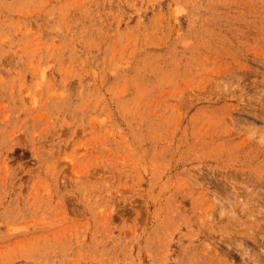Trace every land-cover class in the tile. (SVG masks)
Returning a JSON list of instances; mask_svg holds the SVG:
<instances>
[{
    "label": "rangeland",
    "instance_id": "1",
    "mask_svg": "<svg viewBox=\"0 0 264 264\" xmlns=\"http://www.w3.org/2000/svg\"><path fill=\"white\" fill-rule=\"evenodd\" d=\"M0 264H264V0H0Z\"/></svg>",
    "mask_w": 264,
    "mask_h": 264
}]
</instances>
